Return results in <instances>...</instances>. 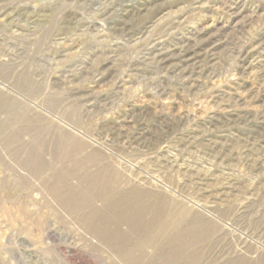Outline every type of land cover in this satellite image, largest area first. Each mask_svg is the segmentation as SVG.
Masks as SVG:
<instances>
[{"label": "rangeland", "instance_id": "1", "mask_svg": "<svg viewBox=\"0 0 264 264\" xmlns=\"http://www.w3.org/2000/svg\"><path fill=\"white\" fill-rule=\"evenodd\" d=\"M3 4L0 264H133L84 221L104 180L197 264H264V0Z\"/></svg>", "mask_w": 264, "mask_h": 264}, {"label": "bare ground", "instance_id": "2", "mask_svg": "<svg viewBox=\"0 0 264 264\" xmlns=\"http://www.w3.org/2000/svg\"><path fill=\"white\" fill-rule=\"evenodd\" d=\"M0 8L1 9L9 8V11H11V14L18 15V16L24 15L26 13V9H21V7H19L17 5L9 6L8 4H3L2 7L0 6ZM124 9L129 10V11L131 10L130 6H127ZM0 11H4V10H0ZM68 20H72V17L71 16L70 17L69 16L63 17L62 22L68 21ZM87 25L89 26V21H88ZM123 28L124 27H122L121 30H123ZM92 181H94V180H92ZM112 181H109V180L108 181L104 180L102 182L98 181V182H100V184L99 183L98 184L102 185L103 188H106L107 190H109L110 195L108 194V192H107V194L109 196H111V201L116 200V201L120 202V204L118 203L119 208L117 207V209H119V211H120V215L118 214L115 217H108V216L102 217L99 214L100 213L99 209L92 207L91 208V216L84 219V221L87 223V225H89V228L91 231L89 233L94 235L96 238L106 240L108 243L107 247L111 251L114 250L117 258L120 259L123 256H126L128 258V260H130L129 262L133 263V264H139V262L142 259H146V262H144L142 264H183L181 261H188L190 259L191 260L185 264H197L196 258L193 256V254L187 248V246L190 242V239L183 236L181 234V232L173 234V235L168 234L167 232L171 228L172 225H170L171 223L169 224L166 221V219H164L163 217L160 218L158 216H155L152 218L150 217V219H146V220L142 219L139 216V213L142 210L144 211V208H146L147 202H145L146 204H144L141 201H139L138 199L135 200L133 198H127V196L126 197H124V196L119 197L120 199H118L117 198L118 196H115V190H114L115 185L112 184ZM95 183H96V181H95ZM99 187H101V186H99ZM97 190H99V189H97ZM148 202H150V201H148ZM150 203H152V202H150ZM162 204H163V202H162ZM162 204H161V206H162ZM151 205H153V204H151ZM155 209H157V208H154V210ZM160 215H161V213H160ZM117 216H120V217H117ZM120 224H126V226L128 227V230L127 229H126L127 231L123 230V228H121ZM180 230H182V229H180ZM175 231L178 232L177 230H175ZM182 233H183V231H182ZM94 240L95 239H93V241ZM97 243H99V242H97ZM198 253H199V251H198ZM100 254H102V252ZM104 255H103V257H104ZM157 256L159 257V260H160L159 262H156L153 259V258H156ZM110 257L111 256H109V258L107 257L110 261H108L106 259L107 264H113ZM118 261H120V260H118ZM121 264H123V263H121Z\"/></svg>", "mask_w": 264, "mask_h": 264}]
</instances>
